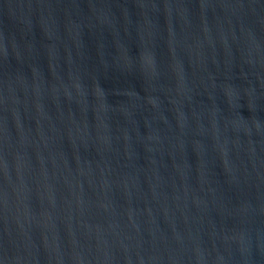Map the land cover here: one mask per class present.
Here are the masks:
<instances>
[{"label":"water","instance_id":"1","mask_svg":"<svg viewBox=\"0 0 264 264\" xmlns=\"http://www.w3.org/2000/svg\"><path fill=\"white\" fill-rule=\"evenodd\" d=\"M0 264H264V0H0Z\"/></svg>","mask_w":264,"mask_h":264}]
</instances>
